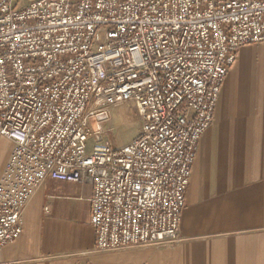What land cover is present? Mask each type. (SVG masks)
<instances>
[{
  "label": "built area",
  "instance_id": "1",
  "mask_svg": "<svg viewBox=\"0 0 264 264\" xmlns=\"http://www.w3.org/2000/svg\"><path fill=\"white\" fill-rule=\"evenodd\" d=\"M0 0V249L48 180L93 186L98 252L174 243L199 143L240 49L264 43V0ZM138 134L104 140L112 109ZM46 212L49 208L45 209Z\"/></svg>",
  "mask_w": 264,
  "mask_h": 264
},
{
  "label": "crops",
  "instance_id": "2",
  "mask_svg": "<svg viewBox=\"0 0 264 264\" xmlns=\"http://www.w3.org/2000/svg\"><path fill=\"white\" fill-rule=\"evenodd\" d=\"M13 150L0 138V181ZM92 197L90 183L48 179L24 213L22 238L0 249V264H264V43L240 49L222 86L177 242L139 260L98 252Z\"/></svg>",
  "mask_w": 264,
  "mask_h": 264
},
{
  "label": "rangeland",
  "instance_id": "3",
  "mask_svg": "<svg viewBox=\"0 0 264 264\" xmlns=\"http://www.w3.org/2000/svg\"><path fill=\"white\" fill-rule=\"evenodd\" d=\"M32 1L34 0H15V8L18 10H22L26 8ZM132 107L137 111L136 107L133 105H124L121 107H117L112 109L110 113V118L106 120L105 122L101 123V128L104 131L103 138L105 141L110 142L114 146H121L128 141H130L133 137H135L138 134V131L141 127L140 119L138 120V112L137 114V120L134 121V123H127L124 120H121L116 114H118L119 111L123 110L126 107ZM138 121V122H137ZM172 243H164L161 245H154V246H147V247H135V248H127L122 249L119 251L114 252H100L102 254H120L123 252H132L131 254L134 256L135 259H143V255L150 250L158 249L161 247H165L166 245H170ZM147 264V263H144Z\"/></svg>",
  "mask_w": 264,
  "mask_h": 264
},
{
  "label": "bare ground",
  "instance_id": "4",
  "mask_svg": "<svg viewBox=\"0 0 264 264\" xmlns=\"http://www.w3.org/2000/svg\"><path fill=\"white\" fill-rule=\"evenodd\" d=\"M137 111L133 109L132 107H126L123 110L119 111L118 114H116L121 120H124L127 123H134L135 120H137ZM139 120V115H138ZM138 122V121H137Z\"/></svg>",
  "mask_w": 264,
  "mask_h": 264
}]
</instances>
